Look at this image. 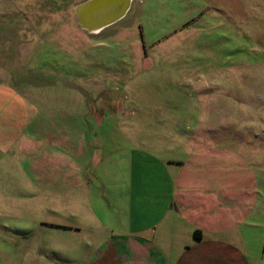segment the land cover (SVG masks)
I'll return each instance as SVG.
<instances>
[{"label":"rangeland","instance_id":"374dc122","mask_svg":"<svg viewBox=\"0 0 264 264\" xmlns=\"http://www.w3.org/2000/svg\"><path fill=\"white\" fill-rule=\"evenodd\" d=\"M84 1L0 0V82L40 105L52 92L101 118L103 156L84 180L82 205L98 217V201L112 211L132 191L131 204L143 206L138 197L158 185L140 174L158 172L150 152H123L130 148L122 129L133 148L151 150L165 148L167 132L185 143L188 129L202 148L223 144L228 164L256 172L264 223V0H131L122 18L98 31L77 22ZM139 72L145 80L134 81L141 89L134 96L144 89L148 100L133 102L136 115L125 116L128 108L112 115L125 79ZM25 177L26 164L0 149V264H86L96 245L56 227L81 225L83 215L47 207L54 200Z\"/></svg>","mask_w":264,"mask_h":264},{"label":"crops","instance_id":"0c3cea01","mask_svg":"<svg viewBox=\"0 0 264 264\" xmlns=\"http://www.w3.org/2000/svg\"><path fill=\"white\" fill-rule=\"evenodd\" d=\"M141 79L145 80L143 72L125 79L121 104L109 111L112 115L124 108H128L125 116L138 113L133 102L148 100L144 89L135 97L141 89L133 83ZM50 96L45 101L49 103L40 105L36 97L28 98L0 82V149L26 164V183L54 200L47 207L83 215L81 225L56 227L72 229L75 237L87 234L89 244L96 245L86 264H264L262 180L246 164H228L230 151L225 145L202 148L192 139L196 132L185 129V143L167 132L171 138L165 148L151 150L149 144L140 143L135 149L127 142H133L129 131L122 129L130 148L123 152H150L158 172L153 177L140 174L158 185L138 197L143 206L131 204L132 191L125 195L129 206L122 199L110 211L98 201L96 217L82 205L80 190L86 189V176L102 160L103 131L95 125L102 115L98 121V113L85 115L65 98L60 101L52 92ZM176 149L185 157L177 158ZM127 178L132 183L135 173L131 170Z\"/></svg>","mask_w":264,"mask_h":264},{"label":"water","instance_id":"95a60500","mask_svg":"<svg viewBox=\"0 0 264 264\" xmlns=\"http://www.w3.org/2000/svg\"><path fill=\"white\" fill-rule=\"evenodd\" d=\"M131 0H87L76 8L77 22L87 31H98L122 18Z\"/></svg>","mask_w":264,"mask_h":264}]
</instances>
